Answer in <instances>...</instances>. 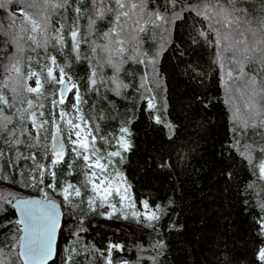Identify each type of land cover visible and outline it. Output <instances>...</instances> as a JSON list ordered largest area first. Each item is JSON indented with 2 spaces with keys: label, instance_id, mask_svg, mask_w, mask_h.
I'll return each instance as SVG.
<instances>
[{
  "label": "trees",
  "instance_id": "obj_1",
  "mask_svg": "<svg viewBox=\"0 0 264 264\" xmlns=\"http://www.w3.org/2000/svg\"><path fill=\"white\" fill-rule=\"evenodd\" d=\"M4 2L5 7L0 8V181L39 191L44 180L51 178L53 187H49L47 199L52 198V192L62 194L61 190H66L68 210L62 208L55 256L47 264H97V259L100 264H264L259 259V250L264 247L260 227L264 178L259 171L264 162V126L260 123L264 120V95L257 90L249 103L254 108H245L250 96L247 78L237 76L233 58L238 54L225 50L227 41L222 40L217 56L215 33L199 11H206L222 35L227 32L236 41L243 33L242 38L251 44L254 37L246 30L248 25L241 23L237 28L229 24L222 29L217 23L219 16L202 7L197 10V5L208 3L211 8L217 0H176L175 6L166 0H121L128 16L121 15L116 21L115 12L108 11L95 18L90 34L85 35L94 15L93 0H68L64 7H52L63 0H47L48 7L39 17L35 16L37 10L25 9L41 22L47 17V27L34 33L20 10L30 0ZM37 2L43 4L44 0ZM227 2L219 0L225 6ZM103 3L116 8L115 0ZM234 3L247 9L252 26L258 29L259 0ZM133 4L137 7L132 8ZM76 7L81 13L75 25L74 51L70 32ZM157 13L159 21L155 19ZM194 19L196 29L205 30L212 42L201 38L199 44L192 43ZM57 35L63 37L62 44H57ZM259 38L257 31L255 39ZM120 47L123 51L113 54L109 64L110 50ZM49 57H55L54 64ZM48 67L53 69L51 79ZM61 68L82 97L78 114L92 135L88 151L108 165L105 175L113 186L104 202L115 205L108 218L132 226V232L93 220L101 202L85 182L79 155L67 149L58 159L49 156L52 119L55 117L58 127L61 110L67 114L70 109L68 102L59 101L57 96L55 70L61 72ZM29 69L39 75L28 76ZM244 70L256 75L258 84L264 80L257 61L249 60ZM89 77H94L97 85L107 83L109 87L93 85L90 90ZM38 78L39 93H29L23 85L31 87L33 82L36 88ZM113 78L126 85L119 95L112 90ZM231 82H235L234 88ZM238 88L246 101L236 92ZM146 98H154L153 109L145 110ZM28 100L33 102L31 107ZM33 112L41 128L38 139ZM153 115L159 122L152 119ZM121 127L129 129L126 139L131 146L127 151L117 144ZM114 151L123 159L110 158ZM33 157L46 166L43 181L36 173L37 183L25 186L20 174L30 173ZM161 161L162 166L147 167ZM117 184L121 195L125 187L128 189L123 204L116 195ZM19 197L24 196L0 188V252L4 254L0 260L5 264H21L17 256L19 226L11 207ZM145 199L150 202L149 213L156 210L153 203L160 206L158 219L144 216ZM158 242L162 243L157 247Z\"/></svg>",
  "mask_w": 264,
  "mask_h": 264
},
{
  "label": "snow or ice",
  "instance_id": "obj_2",
  "mask_svg": "<svg viewBox=\"0 0 264 264\" xmlns=\"http://www.w3.org/2000/svg\"><path fill=\"white\" fill-rule=\"evenodd\" d=\"M167 3H171L173 4V6H175L176 0H166ZM116 3V8L115 9H111L107 6L104 5L103 0H100V3L97 4V0H93V13L94 15L91 16L89 18V31L85 33V35H89L91 32V25L94 24L95 22V18H101L103 17L104 13L108 12V11H113L115 12L116 16L115 19L116 21H119L120 16L124 15V16H128L129 13L127 11H123L126 7V5L124 3L121 2V0H115ZM68 4V0H63L62 4H58V5H52V7H64L65 5ZM70 6V5H69ZM5 7V2L4 0H0V8ZM48 7V3L47 0H44V3H38L37 0H30L29 3L25 4L23 7H21V11L24 13V20L28 21L31 24V30L32 32H37L38 30H43L47 27V17H44L43 22H41L40 20L33 18L32 14H30L28 11H26L25 9H35L37 10L35 12V16L39 17L41 15V10L45 9ZM132 8H136L137 5L133 4L131 6ZM197 10H200V8L202 7L205 10H211L212 14L214 16H219L220 19L217 20V23H219L221 25L222 29H227L229 24H235L237 28L240 27L241 23L248 25V29H246L247 31H250L252 36L254 37L253 41L251 44L247 43L242 37H243V33H241V38H239L238 40H236L235 45L233 43L230 42V35L225 32L223 35L221 33V29L215 28L210 20L209 15L206 14V11H199V14L204 16L205 20H209V30L215 33L216 39L214 41L215 46L217 48V56L219 57L221 54V41H227L229 43H226L224 45V49L227 50L228 48L234 47L235 48V53L238 54L234 55V62L236 64V67L238 69L237 71V76L244 78H247V82H248V90H249V102L245 104V107H248V104L251 103V97H254L257 94V90H259V92L264 95V80H261L259 82V84L257 83V76L253 75V74H249L247 72H245L244 70V64L247 63L249 60H254L257 61L260 65L261 68V72L259 73V75H264V0H259V6H258V11H257V20L256 22L259 25V28H255L252 26V18L249 16V13L247 11V9L245 8H241V7H237L236 3H234V0H228L227 2V6L220 4L219 0H217V4L215 6H212L210 8V5L208 3H204L203 5H197ZM74 11L77 13L76 17H73V28L72 31L70 32V35L72 37V49L75 51L77 48V31H76V22H77V17L78 15L81 13V9L79 7H76L74 9ZM160 15L157 13L155 14V19L157 21L160 20ZM63 17H62V21H63ZM196 24L197 21L194 19L193 20V35L190 37L192 43L194 45L199 44L200 43V39L203 38V40L205 42H212L209 41L208 36L206 35L205 30L202 29H196ZM64 27L63 22L61 23V28ZM111 31V29H110ZM257 31L260 32V38L257 40L255 39L256 33ZM109 33H104L105 37H108ZM31 39H33V41H35L36 37L32 36L30 37ZM63 41V37L60 35L56 36V42L57 44H62ZM45 43H47V40H45ZM117 44H122V41L117 40L116 41ZM238 45H242V47H239ZM92 51H95V48L92 49ZM123 51V48L120 47L118 49L115 50H110L109 52V58H108V63L111 64L112 63V55H119L120 52ZM49 59L51 60V62L54 64L55 63V57H49ZM13 70L16 71L17 73L19 72V68L14 64L13 65ZM32 75H39L38 73H33L31 69H29V73L28 76H32ZM64 70L63 68H61V76H60V80H59V84H60V96L63 97L64 92L66 89L73 87L74 85H72L70 82L66 83L64 80ZM229 75H232L231 71L229 72ZM47 76L49 79H51L53 77V69L52 67H48L47 68ZM103 79V78H102ZM93 85H96L97 88H99L100 86H104V87H109V85L107 83H103V85H97L96 84V79L94 77H89L88 80V87L91 90ZM112 90L116 91L117 94L119 95V90L122 87H126V85H123L122 83L118 82L115 78L112 79ZM24 88H26V90L31 93V92H37L39 93L40 91V79L38 78L36 81V88H31L28 87L26 84L23 85ZM148 92H151V89L147 90ZM147 102H146V107L151 110L154 107V98H146ZM0 101H3V97L0 96ZM6 102V101H4ZM32 100H28V105L31 107L32 106ZM82 103V97L81 94L77 88L76 92H75V104L73 105L74 108H76L77 112H79V106ZM53 104H55V101H53ZM40 108H43L44 106L41 104L39 106ZM44 113L41 112V116H43ZM60 116L63 118L66 116V113L61 110L60 112ZM31 119L33 122V125L36 127L37 129V139L39 138V132L41 130L40 128V123H37L36 120V115L33 112L31 114ZM153 120H156L157 122H159L158 117L156 116H152ZM46 121H42L41 123H44ZM70 123V122H69ZM261 125L264 126V120L260 121ZM80 125L76 124L75 128H79ZM51 128H52V132L53 135L55 134L56 130H57V125H56V120L55 117H53L52 119V123H51ZM15 130H13L14 132ZM120 133L121 136L117 139V144L119 145L120 149L123 151H127L130 148V143L128 142V140L126 139V134H128L129 129L127 127H121L120 128ZM10 135H12V133H10ZM75 135L77 137V139L75 141H72V143L75 144H79L81 143L80 141V132L76 131ZM13 139H15V137L13 136ZM93 139H95V137H93ZM9 141H6V143H8ZM83 148L85 150V154H84V161L88 162L89 160V155H88V145L87 142L83 143ZM63 146L62 145H53L52 146V156L55 160V158H59L61 157L62 153H63ZM74 151H76V149H73ZM261 151H264V145H261ZM77 155H80L79 152H76ZM243 154V153H242ZM0 155H2V153H0ZM116 156H120L121 159H123V157L121 156V153L119 151H114L109 153V157H116ZM109 163H112L111 159L109 160ZM163 161L160 162L159 165H157L155 162L152 163H148L147 167L149 169L153 168V167H158V166H162ZM45 165L43 163H38L35 159V157H33V165L30 168V173H24L21 172V179L24 180L25 182V186H28L29 183L35 185L37 183V175L36 173H39V180L40 182L43 181V176H44V170H45ZM95 167L97 169H100L101 172V184H106L107 186L104 188V193H110L112 191V184H111V179L110 177L105 175V170L107 169L108 165L106 164H101L100 160L97 159L95 162ZM259 171H260V175L262 178H264V162H262L260 164L259 167ZM113 172H115V174L117 176H120L121 179H123V176L115 169L113 168ZM30 175V179L28 178V176ZM53 175V179H54V173ZM93 175H95V173H93ZM48 187H53L52 184H49ZM92 189L93 191H97V185L93 184L92 185ZM41 192L43 193V188L40 189ZM116 195H118L120 197V202L121 204H123L125 198L128 196V189L127 187L124 188L123 191V195H121V190L119 187V184H117L116 186ZM106 199V195H102L100 197V202L101 204L104 203ZM92 200V197H89V201ZM129 203L131 204V201L129 200ZM143 208H144V216L146 218H148L149 220H156L158 219V215L157 212L160 210V206L159 205H155L154 203L152 204V207L156 210L152 211L151 213H149L148 209L150 207V202L148 199L143 200ZM16 204V208L19 211V215H20V219L18 221L19 224V228L17 229V231L20 233L19 234V239H18V246H19V252H18V260L22 261V264H44L45 259L49 256V253L51 251V243H52V239H53V232L54 229L56 228L57 225V210H56V205L47 199H17L15 201ZM111 208H114L115 205H110ZM134 215H139L138 212H134ZM260 227H261V231L264 232V218H261L260 220ZM162 242H158L157 247L159 246V244ZM113 247V245H109V249H111ZM114 247L119 248L120 245L119 244H115ZM4 254L2 252H0V256H3ZM259 259L261 261H264V247L260 248L259 250ZM68 260H71V256H69ZM0 264H5V261L0 260ZM109 264H111V262L109 261Z\"/></svg>",
  "mask_w": 264,
  "mask_h": 264
},
{
  "label": "rangeland",
  "instance_id": "obj_3",
  "mask_svg": "<svg viewBox=\"0 0 264 264\" xmlns=\"http://www.w3.org/2000/svg\"><path fill=\"white\" fill-rule=\"evenodd\" d=\"M230 42L233 43L234 45L236 43V41L233 40L232 38L230 39ZM227 43H229V42H227ZM231 49L235 52L234 47L228 48L227 50H231ZM60 76H61V72H59L58 70H55V77H56L58 83L60 80ZM64 79L67 80L68 82H70L74 86L69 88V92L67 95V102H68V106L70 108L69 112L66 114V116L63 119L59 117L60 124H59L58 128H59L60 134L63 135V137L67 143L66 151H67V149H70V151L72 153H76V152L80 153L79 156L81 158L82 165H83V171L85 174V182L88 184L90 192L94 193L92 195L96 199H99L102 195H104V188L107 185L101 184V179H102L101 174L98 171H96L94 168L95 162L97 160L96 157L92 156L88 151V155H89L88 162H85L83 159L84 154H85V150H84L82 145L84 142H87L88 148H90L91 144H92V135L90 134L88 126L81 123L82 122L81 118H80L76 108L73 107V105L75 104V92L77 90L76 83L72 79L67 77L66 75H64ZM31 84H32L31 87L33 88L34 83L31 82ZM231 84H233L232 87L234 88L235 82H231ZM58 88L59 87H57L56 90H58ZM236 92H238V94H240L242 100H245V101L247 100V97L245 98V95L243 94V92L241 91L240 88H238ZM145 101H147V100H145ZM245 108L253 109L254 107L251 104H249L248 107H245ZM76 124L80 125V127L78 129L75 128ZM76 131H79L81 134V136H80L81 143L74 145L72 143V141H75L77 139V137L75 135ZM50 140H51V137H50ZM49 146H50V144H49ZM74 148L76 149V151L73 150ZM49 156L52 159V155L50 153H49ZM93 173H95V175H93ZM83 181H84V179H83ZM50 182H51V178L44 180V184H43L42 188L46 192L50 191L49 190L50 188L48 187ZM93 184L97 185V188H98L97 191H93V189H92ZM88 186H87V188H88ZM0 188H5V189L8 188V190L16 191L17 194H19L20 196H24V197L25 196H37V188L36 187H33L31 189H24L21 187H13V186L5 183V182L0 181ZM61 193L62 194L52 192V198L51 199L57 201L61 205L62 208L64 207L66 210H68L67 209L68 203L66 201V190L62 189ZM110 205L111 204H109L108 202H104L103 204L99 203L96 206L97 211H95V213H94L93 220H95L96 222H98L104 226L110 227V228H116L117 229L119 227L120 228L125 227L129 232H132L133 231L132 226L123 224L121 222H115V221L111 220L110 218H108V214L114 210V208H111ZM90 207H94V204L91 203ZM100 261H101L100 259H97L96 263L100 264Z\"/></svg>",
  "mask_w": 264,
  "mask_h": 264
},
{
  "label": "water",
  "instance_id": "obj_4",
  "mask_svg": "<svg viewBox=\"0 0 264 264\" xmlns=\"http://www.w3.org/2000/svg\"><path fill=\"white\" fill-rule=\"evenodd\" d=\"M66 83H69L67 80H65ZM60 89V88H59ZM68 91H69V88L65 90L64 92V95L63 97L60 96V92L58 90V98L60 99V101H65V98L68 94ZM155 103V102H154ZM146 105V103H145ZM145 110H149L147 107H145ZM62 145L63 146V149H65V146H66V143H65V140L63 138V136L60 134L58 128L55 132V135L52 137V140H51V146L49 148V151L50 153H52V146L53 145ZM63 153H64V150H63ZM62 153V154H63ZM21 198H24V199H42L40 197H35V196H28V197H20V198H16L14 199L12 202H11V207L13 209V212H14V215L17 219V223L20 219V215H19V211L17 210L16 208V204H15V201L17 199H21ZM50 201H52L55 205H56V210H57V225H56V228L54 229V232H53V239H52V243H51V251L49 253V256L45 259L44 261V264H47L49 263L55 256V250H56V242H57V237H58V234H59V230H60V227H61V222H62V218H63V211H62V208L61 206L59 205V203H57L56 201L54 200H51L49 199ZM19 225V224H18ZM20 227V226H19ZM19 239V238H18ZM19 252V246L17 244V254ZM18 256V255H17ZM21 264H22V261H20ZM119 264H125L124 262H121Z\"/></svg>",
  "mask_w": 264,
  "mask_h": 264
}]
</instances>
